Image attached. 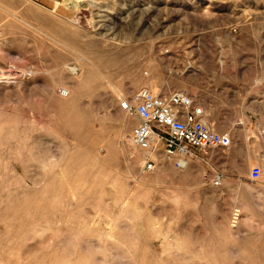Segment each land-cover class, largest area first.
<instances>
[{
	"label": "rangeland",
	"instance_id": "1",
	"mask_svg": "<svg viewBox=\"0 0 264 264\" xmlns=\"http://www.w3.org/2000/svg\"><path fill=\"white\" fill-rule=\"evenodd\" d=\"M141 86L223 143L143 171ZM0 264H264V0H0Z\"/></svg>",
	"mask_w": 264,
	"mask_h": 264
},
{
	"label": "built area",
	"instance_id": "2",
	"mask_svg": "<svg viewBox=\"0 0 264 264\" xmlns=\"http://www.w3.org/2000/svg\"><path fill=\"white\" fill-rule=\"evenodd\" d=\"M118 107L134 120L128 142L140 152L143 171H151L160 161L183 169L199 153L217 149L223 143L207 119L206 109L191 93L181 89L154 92L146 86L129 91ZM218 186L217 174L209 178Z\"/></svg>",
	"mask_w": 264,
	"mask_h": 264
},
{
	"label": "bare ground",
	"instance_id": "3",
	"mask_svg": "<svg viewBox=\"0 0 264 264\" xmlns=\"http://www.w3.org/2000/svg\"><path fill=\"white\" fill-rule=\"evenodd\" d=\"M72 69H73V68H72ZM152 91H153V90H152ZM62 94L65 95V94H67V93H66L65 90L62 89ZM238 211H239V210L234 209V213H233V216H232V222H233V221L235 222V221L237 220V216H238L237 212H238ZM238 213H239V212H238Z\"/></svg>",
	"mask_w": 264,
	"mask_h": 264
}]
</instances>
